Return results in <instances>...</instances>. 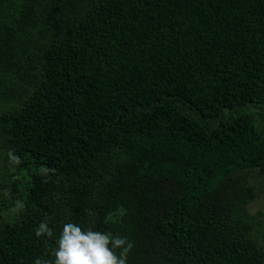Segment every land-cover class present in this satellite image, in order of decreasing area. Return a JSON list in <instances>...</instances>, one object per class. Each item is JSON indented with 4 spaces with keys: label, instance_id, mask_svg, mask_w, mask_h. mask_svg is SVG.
<instances>
[{
    "label": "trees",
    "instance_id": "trees-1",
    "mask_svg": "<svg viewBox=\"0 0 264 264\" xmlns=\"http://www.w3.org/2000/svg\"><path fill=\"white\" fill-rule=\"evenodd\" d=\"M250 171L264 0H0V264L53 260L67 222L127 264H264Z\"/></svg>",
    "mask_w": 264,
    "mask_h": 264
},
{
    "label": "clouds",
    "instance_id": "clouds-1",
    "mask_svg": "<svg viewBox=\"0 0 264 264\" xmlns=\"http://www.w3.org/2000/svg\"><path fill=\"white\" fill-rule=\"evenodd\" d=\"M8 160L10 165L20 163V158L12 150L8 152ZM41 171L47 173L49 169L42 168ZM4 195L8 196L9 193L5 191ZM23 208L24 202L16 200L14 210ZM35 232L37 236L53 235L44 222L39 224ZM56 245L52 253L53 260L36 258L34 264H127V253L133 246L127 237L82 228L74 222L63 225ZM117 249L121 251L117 253Z\"/></svg>",
    "mask_w": 264,
    "mask_h": 264
},
{
    "label": "rangeland",
    "instance_id": "rangeland-1",
    "mask_svg": "<svg viewBox=\"0 0 264 264\" xmlns=\"http://www.w3.org/2000/svg\"><path fill=\"white\" fill-rule=\"evenodd\" d=\"M249 183L255 187L256 196L249 204V209L252 213L261 211L264 218V177L258 176L257 172L250 171Z\"/></svg>",
    "mask_w": 264,
    "mask_h": 264
}]
</instances>
